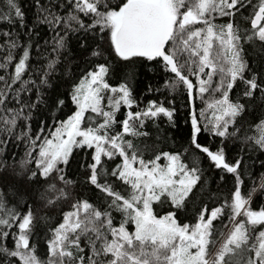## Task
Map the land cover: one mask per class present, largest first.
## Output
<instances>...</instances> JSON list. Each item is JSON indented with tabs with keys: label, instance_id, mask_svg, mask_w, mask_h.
Returning <instances> with one entry per match:
<instances>
[{
	"label": "snow or ice",
	"instance_id": "snow-or-ice-1",
	"mask_svg": "<svg viewBox=\"0 0 264 264\" xmlns=\"http://www.w3.org/2000/svg\"><path fill=\"white\" fill-rule=\"evenodd\" d=\"M0 264H264V0H0Z\"/></svg>",
	"mask_w": 264,
	"mask_h": 264
},
{
	"label": "trees",
	"instance_id": "trees-1",
	"mask_svg": "<svg viewBox=\"0 0 264 264\" xmlns=\"http://www.w3.org/2000/svg\"><path fill=\"white\" fill-rule=\"evenodd\" d=\"M141 75H142V77H143V76H144V73L142 72ZM149 75H150V74H149Z\"/></svg>",
	"mask_w": 264,
	"mask_h": 264
}]
</instances>
